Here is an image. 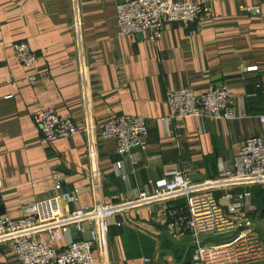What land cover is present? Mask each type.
Returning a JSON list of instances; mask_svg holds the SVG:
<instances>
[{
	"label": "crops",
	"instance_id": "crops-1",
	"mask_svg": "<svg viewBox=\"0 0 264 264\" xmlns=\"http://www.w3.org/2000/svg\"><path fill=\"white\" fill-rule=\"evenodd\" d=\"M186 1L203 5L198 21L191 28L168 24L154 42L150 30L119 35L117 6L124 0H0V215L20 218L57 182L68 191L93 182L88 134L43 142L34 122L41 107L70 114L82 127L120 114L147 119L149 139L135 162L117 154L113 138L95 137L101 192L110 202L152 189L176 167L194 181L216 178L220 164L232 170L245 139L264 138V0ZM254 5L260 14L247 11ZM20 41L37 54L30 66L15 58L12 46ZM250 66L258 69L246 71ZM218 82L230 89L233 120L187 116L178 121L179 137L167 130L168 89L204 93ZM250 191L264 241V185ZM184 207L179 198L117 214L108 254L97 251V264H191V231L171 226L168 213L181 218ZM3 252L0 264H20L12 249Z\"/></svg>",
	"mask_w": 264,
	"mask_h": 264
},
{
	"label": "built area",
	"instance_id": "built-area-1",
	"mask_svg": "<svg viewBox=\"0 0 264 264\" xmlns=\"http://www.w3.org/2000/svg\"><path fill=\"white\" fill-rule=\"evenodd\" d=\"M203 11V5L186 0H124L117 6L116 22L120 36L150 30V39L157 42L166 25L191 28ZM247 11L260 14L261 6H248ZM12 48L22 65L30 66L37 60L36 52L26 41L16 42ZM257 69L258 66H250L246 71ZM30 80L36 77L30 76ZM206 90H167L169 112L162 118L167 130L179 137L177 123L187 116L225 120L237 116L225 82L209 85ZM35 112L34 122L45 143L88 134L93 182L74 191L57 182L52 195L28 203L20 218H12L8 213L0 215V259L5 256L4 249L9 248L17 254L20 264H97V251L102 256L108 254L109 229L117 214L185 198L181 218L172 210L168 213L171 226L191 231L195 248L191 264L264 263V241L253 220L258 207L250 191L254 185H264L263 137L253 135L245 139L233 158L232 170L220 164L216 178L194 181L176 167L152 189H137L127 199L110 202L101 192L95 137L98 134L103 139L113 138L117 154L135 162L137 150L145 148L149 139L147 119L120 114L97 123L88 119L82 127L72 115H62L53 107H41ZM260 123L264 127V116ZM116 166L126 178L123 162L118 161ZM85 194L92 195L93 202H83ZM239 227L243 230L239 231Z\"/></svg>",
	"mask_w": 264,
	"mask_h": 264
},
{
	"label": "water",
	"instance_id": "water-1",
	"mask_svg": "<svg viewBox=\"0 0 264 264\" xmlns=\"http://www.w3.org/2000/svg\"><path fill=\"white\" fill-rule=\"evenodd\" d=\"M238 229H239V231H241V230H243V227H239ZM215 239H216V240H219V239H221V238H219V239H218V238H215Z\"/></svg>",
	"mask_w": 264,
	"mask_h": 264
},
{
	"label": "rangeland",
	"instance_id": "rangeland-1",
	"mask_svg": "<svg viewBox=\"0 0 264 264\" xmlns=\"http://www.w3.org/2000/svg\"><path fill=\"white\" fill-rule=\"evenodd\" d=\"M110 119V118H109ZM77 122V121H76ZM78 124V123H77ZM177 125H178V123H177Z\"/></svg>",
	"mask_w": 264,
	"mask_h": 264
}]
</instances>
